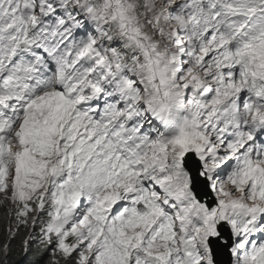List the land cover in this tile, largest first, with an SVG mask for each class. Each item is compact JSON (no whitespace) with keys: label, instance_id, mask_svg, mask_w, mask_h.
<instances>
[{"label":"snow or ice","instance_id":"snow-or-ice-1","mask_svg":"<svg viewBox=\"0 0 264 264\" xmlns=\"http://www.w3.org/2000/svg\"><path fill=\"white\" fill-rule=\"evenodd\" d=\"M0 264H264V0H0Z\"/></svg>","mask_w":264,"mask_h":264}]
</instances>
